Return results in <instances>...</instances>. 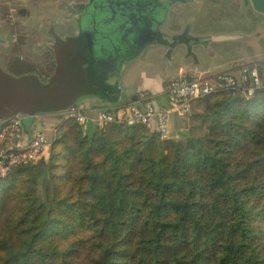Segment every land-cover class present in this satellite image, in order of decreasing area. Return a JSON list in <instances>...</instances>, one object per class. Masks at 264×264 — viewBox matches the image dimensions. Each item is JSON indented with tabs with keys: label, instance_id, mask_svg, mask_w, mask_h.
I'll use <instances>...</instances> for the list:
<instances>
[{
	"label": "trees",
	"instance_id": "1",
	"mask_svg": "<svg viewBox=\"0 0 264 264\" xmlns=\"http://www.w3.org/2000/svg\"><path fill=\"white\" fill-rule=\"evenodd\" d=\"M184 118L161 138L63 117L46 163L0 178V264H264V83Z\"/></svg>",
	"mask_w": 264,
	"mask_h": 264
},
{
	"label": "crops",
	"instance_id": "2",
	"mask_svg": "<svg viewBox=\"0 0 264 264\" xmlns=\"http://www.w3.org/2000/svg\"><path fill=\"white\" fill-rule=\"evenodd\" d=\"M88 2L0 0V121L14 114L27 116L35 113L37 117L30 134L35 128L42 129L48 138L55 134L59 123L50 133V126L57 121L50 115L67 104L66 93L57 78L60 48L57 39L78 33L79 15ZM221 7L226 16L231 14L227 17L233 15L236 21L244 18L249 21L246 25L242 22L239 27L235 23L222 25L216 18L208 21L209 16L215 15ZM259 13L243 0H188L173 3L162 25L166 31L178 32L189 24L192 34H233L242 38L214 41L207 46L194 45L190 50H186L182 44L171 50L163 44L146 46L123 74L126 95L123 103L118 105L140 102L139 94L142 92L158 104H167L170 82L181 75L204 77L234 71L242 64L264 65V56L251 52L254 42L264 39V28L258 23L253 25ZM222 45L232 48L229 56L218 53V47ZM150 47L158 48L161 56L157 57V62L164 64L167 79H162L159 73L151 75L147 72V68L154 69L157 65L155 60L142 58ZM212 51V55L218 59L207 58ZM133 96H136L135 99ZM76 103L88 114L118 106L109 105L93 96H81ZM89 126L95 127L96 124L92 122ZM184 127L185 118L173 114L169 122L170 136L179 137ZM150 129L153 130V126ZM47 153L45 149L37 162L46 163Z\"/></svg>",
	"mask_w": 264,
	"mask_h": 264
},
{
	"label": "water",
	"instance_id": "3",
	"mask_svg": "<svg viewBox=\"0 0 264 264\" xmlns=\"http://www.w3.org/2000/svg\"><path fill=\"white\" fill-rule=\"evenodd\" d=\"M177 1L188 0H89L79 15L78 33L57 39L59 75L67 104L50 116L61 120L62 112L77 105L81 96L97 97L109 105L123 103V74L150 44H163L170 50L182 44L190 50L194 45L242 38L233 34H192L189 24L178 32L166 31L162 25L168 8ZM243 1L264 14V0ZM255 68L261 74L264 65ZM71 97L74 101L69 103ZM135 104L144 109L141 102ZM36 117L33 113L21 118L26 141L30 140Z\"/></svg>",
	"mask_w": 264,
	"mask_h": 264
},
{
	"label": "built area",
	"instance_id": "4",
	"mask_svg": "<svg viewBox=\"0 0 264 264\" xmlns=\"http://www.w3.org/2000/svg\"><path fill=\"white\" fill-rule=\"evenodd\" d=\"M264 83V68L258 74L255 66L242 64L234 71L221 72L204 77L178 76L171 80L167 104L156 103L148 94H139L144 109L134 102L100 109L88 114L78 106L64 110L63 117H70L85 129L90 123L103 127L108 122H140L156 131L161 138L170 137L169 122L173 114L185 117L191 102L218 87L237 89L245 98ZM20 114L8 116L0 121V178L14 166L37 162L40 154L48 148L50 139L42 129H33L29 141L25 140Z\"/></svg>",
	"mask_w": 264,
	"mask_h": 264
},
{
	"label": "rangeland",
	"instance_id": "5",
	"mask_svg": "<svg viewBox=\"0 0 264 264\" xmlns=\"http://www.w3.org/2000/svg\"><path fill=\"white\" fill-rule=\"evenodd\" d=\"M222 9H223L222 7L219 8L215 12V15L209 16L208 21H210V20L212 21V20H214V18H216L217 19V22H219L222 25L227 24V23H235V24H237L238 27H239L240 24H242V22H244V25H246L247 22L249 21V20H247L245 18L243 20H241V21H239V20L236 21L234 19L235 17L233 15H232L231 18L230 17H227V16H229L231 14H229V15L227 14V16H226V14L223 13V10ZM196 16H197V14H196ZM201 16H205V15L202 14ZM205 17H204V19H205ZM257 23H258V25H261L262 28H264V14L259 13V17L257 18V20H254V24L253 25H256ZM218 48L220 49L218 53L219 54H222V55L225 54L224 56H229V54L232 52V48L229 49V48L225 47L224 45H222L221 47H218ZM157 49L158 48H156V47H150V48L146 49V51L144 52L142 58L145 59V60L146 59L147 60H152V61L155 60L157 62L158 61L157 60V57L158 56H161V55L158 54ZM252 50H251L252 53H256V54L259 53L262 56H264V39L262 38L259 41H255L254 44H253V46H252ZM212 54H213V51L210 54H208V57L207 58L208 59H213V60L218 59V57H215L216 55H212ZM147 72L149 74H151V75H154V74L159 73V75L161 76L162 79H167V77L165 76L164 64H162V63H158L157 62L156 67L154 69L151 68V67L147 68ZM59 122H60V120H57V121H55L54 125L50 126V128H51L50 133L53 131L54 126H56ZM52 137L49 136L50 139ZM48 148L46 149L47 152H48ZM47 156H48V153H47Z\"/></svg>",
	"mask_w": 264,
	"mask_h": 264
}]
</instances>
